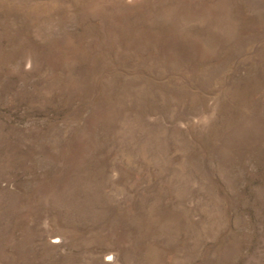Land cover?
Wrapping results in <instances>:
<instances>
[{
  "label": "rangeland",
  "instance_id": "obj_1",
  "mask_svg": "<svg viewBox=\"0 0 264 264\" xmlns=\"http://www.w3.org/2000/svg\"><path fill=\"white\" fill-rule=\"evenodd\" d=\"M0 264H264V0H0Z\"/></svg>",
  "mask_w": 264,
  "mask_h": 264
}]
</instances>
